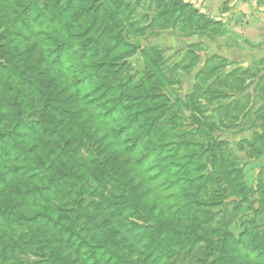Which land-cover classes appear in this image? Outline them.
I'll use <instances>...</instances> for the list:
<instances>
[{
    "label": "rangeland",
    "instance_id": "obj_1",
    "mask_svg": "<svg viewBox=\"0 0 264 264\" xmlns=\"http://www.w3.org/2000/svg\"><path fill=\"white\" fill-rule=\"evenodd\" d=\"M30 5L42 17L22 33ZM196 51L195 16L178 0H0V133L14 130L0 137V264H93L89 246L74 251L81 229L123 259L97 254L100 264H144L141 251L148 264H214L224 243L264 248V103L253 116L252 100L229 95L243 87L213 82ZM72 65L95 77L75 86ZM118 132L136 137L135 157L120 154ZM83 135L118 173L120 184L98 172L108 184L102 195L122 190L110 192L124 207L117 216L91 206L104 197L99 177L73 176L75 167L86 171L83 157L75 167L70 160ZM64 149L70 156L59 159ZM136 203L164 229L208 242L192 252L186 241L157 260L131 232L143 223L129 213ZM76 211L84 217L75 231L39 218L68 225ZM251 263L241 255L228 264Z\"/></svg>",
    "mask_w": 264,
    "mask_h": 264
},
{
    "label": "trees",
    "instance_id": "obj_2",
    "mask_svg": "<svg viewBox=\"0 0 264 264\" xmlns=\"http://www.w3.org/2000/svg\"><path fill=\"white\" fill-rule=\"evenodd\" d=\"M13 1L15 2V0ZM22 14H23V17L21 18V21L23 22V27L20 28V31L22 33L26 30H29L27 28V23L31 20V18H39L40 16L42 17L41 9H38L37 7H34V6L31 7V5L27 9H25V11ZM41 19L42 18H40V21H39L40 23H42ZM35 29L36 30L40 29L38 24L35 25ZM53 40H54V45L56 46V37H53ZM70 70H71L70 72L74 75V78L72 79L75 82V86H78L83 81L89 82L92 80L93 77H95V74L93 72L90 73L85 67H82L81 65H72L70 66ZM3 71L12 72V69H7V67H4ZM99 104L100 105L96 107L105 106V105H102V103H99ZM69 113L70 111L68 110L60 112L61 115H66V116ZM68 119L69 118L66 117L65 120H68ZM13 132H14L13 129H11V131L1 132L0 137L11 138L12 137L11 135ZM47 132H52V131L46 127L45 133ZM118 134H119V139H121V142H122V145H121L122 149L120 151H123V153H120V154L127 155L131 158L132 156L135 157V154L137 152H140L138 151V144L136 143V137H128V139H125L126 137L125 134L120 135L119 132ZM97 143L95 144L92 143V146H91V140L89 139L85 141L84 135L82 137H79V139H77L76 141L77 147H75L77 148L75 150V152H77V156L71 157L70 160L73 161L74 163L73 167H75V164L78 165L77 158L83 157L86 171L80 169L79 166L78 168L75 167V169L78 170L77 173L73 174V176H75V180L77 182H80L81 180H85L93 176L97 177L98 179L99 173H100V174H104L105 176H107L106 179L114 178L115 182L117 184H120L119 178L117 177L118 173L113 167V165H111L108 160H106L104 157L101 156V153H100L101 150L99 148L95 149V146L97 145ZM123 145H126V147L124 148ZM17 149H18L17 152H19L20 148L17 147ZM69 156H70L69 151L67 149H64V151L62 152V155H60L58 158L61 159L63 157L64 159L66 158L68 159ZM146 156H149V154L144 155V158ZM2 162H3V159H2ZM111 163H113L112 160H111ZM142 166H143V163H142ZM113 168H114V171H113ZM159 168L160 170H163L164 167H159ZM67 174H69V172H67ZM99 181L100 182H98V186L101 187L102 189L99 191L98 194L102 195L101 192L107 190L108 184L104 185L102 180H100V177H99ZM91 185L93 186V183ZM116 190L122 191L120 189V186L117 185L116 188H113L112 190L108 191L107 196L103 193L102 196L104 197H101V200H99V202H94L93 205L91 204V206H93V208L95 209L94 211L95 213L97 212V213L103 214L104 212L108 211L114 217V216H117L115 215V212L117 213V212L123 211L124 207L123 205H121L122 202L119 203L116 201L117 200L116 197L110 196V192H113ZM121 196L124 198V202L128 200L124 193H122ZM106 202H108V205ZM130 203L131 202H129V204ZM143 206H145V203L143 204L136 203V204H131L130 206L131 210H133L132 212H129L130 215L132 216L137 215L136 218L143 222L141 225H139L140 227L137 229H135L136 223H133V228L131 229V232L134 233V239L136 240L137 244L141 242H146L145 240H147L146 245L142 248L147 249V250L155 249L159 255V257H157L158 258L157 260L168 261L170 257H172L178 252V249H180L182 244L186 241H188V243L190 244V247H192L191 248L193 249L192 252L195 250V248L199 244L208 242V240L205 239L203 235H201L203 233H197L195 231H192L191 235H187L183 233H175L172 231H168L167 229H164V227L159 225L158 222L153 221V218L151 217L150 213H148V211H146ZM83 217H84V214H80V211H76L75 215L73 214V215H69L65 217L67 221L69 220V223L67 225L65 223H62L59 220H56L50 215L46 216V218L39 216V218H42L43 220L46 221L47 226L51 228H54L56 226L60 227L59 232H62L64 230V225H66L69 229H72L73 231H75L73 224L81 220ZM82 231L83 229L77 232L81 233ZM79 233L77 234L78 238L74 237L73 239H71L72 241H76V242L79 241V243H77L74 247L75 252L80 253L83 247L85 248V246L86 247L89 246L90 249L87 250L84 254H86V256L90 258H94L93 264H100V261L97 259L98 258L97 254L107 255L109 256L111 260H114L116 262H122L123 259L121 258V255L118 252L112 251L110 248H108L105 244H103L104 242L100 243L101 245H98V246L91 245V243L86 241V239L83 238ZM150 235L151 237H149ZM81 240H84L83 243L81 242ZM228 240L231 241L230 238H228ZM121 242H126V240H123ZM241 255L252 258L251 264H264V248H262L261 246L253 245L251 243H244V242L241 243L237 241L235 243L231 242L230 244L224 243L223 247H220V258L214 264H228L233 259H236L237 257H240ZM139 257H140V260L144 264H148L149 259H150L149 253H146L145 251H141L139 254ZM132 260H133V256H129L126 258L127 263L128 262L130 263Z\"/></svg>",
    "mask_w": 264,
    "mask_h": 264
},
{
    "label": "crops",
    "instance_id": "obj_3",
    "mask_svg": "<svg viewBox=\"0 0 264 264\" xmlns=\"http://www.w3.org/2000/svg\"><path fill=\"white\" fill-rule=\"evenodd\" d=\"M178 2L195 16L196 54L200 61L205 57L200 72L212 65L213 82L229 78L227 86L236 89L240 84L244 90L240 87L229 95L233 100H252L256 116V107L264 103V0Z\"/></svg>",
    "mask_w": 264,
    "mask_h": 264
}]
</instances>
